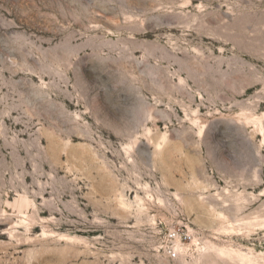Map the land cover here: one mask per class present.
I'll return each instance as SVG.
<instances>
[{
    "label": "rangeland",
    "instance_id": "rangeland-1",
    "mask_svg": "<svg viewBox=\"0 0 264 264\" xmlns=\"http://www.w3.org/2000/svg\"><path fill=\"white\" fill-rule=\"evenodd\" d=\"M0 264H264V0H0Z\"/></svg>",
    "mask_w": 264,
    "mask_h": 264
},
{
    "label": "built area",
    "instance_id": "built-area-1",
    "mask_svg": "<svg viewBox=\"0 0 264 264\" xmlns=\"http://www.w3.org/2000/svg\"><path fill=\"white\" fill-rule=\"evenodd\" d=\"M167 241L170 243V245H173L174 242L176 241H182V240H186L188 237L186 234L182 233V232H169L167 234ZM167 256L170 259H174L176 258V253L173 249V247H168L167 249Z\"/></svg>",
    "mask_w": 264,
    "mask_h": 264
}]
</instances>
